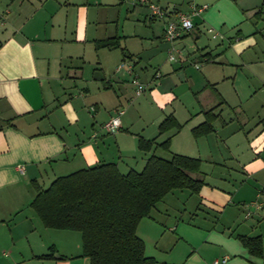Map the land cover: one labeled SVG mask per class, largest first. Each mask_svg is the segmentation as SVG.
Returning <instances> with one entry per match:
<instances>
[{
  "label": "crops",
  "instance_id": "1",
  "mask_svg": "<svg viewBox=\"0 0 264 264\" xmlns=\"http://www.w3.org/2000/svg\"><path fill=\"white\" fill-rule=\"evenodd\" d=\"M148 3L170 13L147 15L150 27L134 31L146 53L140 65L124 36L101 30V0H0V264H91L82 233L46 227L31 203L60 176L110 162L121 171L130 150L146 161L158 150L201 160L200 192L175 189L140 221L147 256L157 264H213L225 256L227 264H264V0L131 5L148 13ZM179 13L194 26L170 43L165 28ZM115 37L118 46L99 45ZM122 61L146 84L142 94L127 66L117 71ZM119 110L120 130L105 131ZM169 115L183 127L161 133ZM137 118L146 123L138 138ZM207 121L211 131L194 135ZM140 138L156 145L171 138L170 150H142ZM242 237H261L262 254Z\"/></svg>",
  "mask_w": 264,
  "mask_h": 264
},
{
  "label": "trees",
  "instance_id": "2",
  "mask_svg": "<svg viewBox=\"0 0 264 264\" xmlns=\"http://www.w3.org/2000/svg\"><path fill=\"white\" fill-rule=\"evenodd\" d=\"M120 38L99 42L113 47ZM183 125L173 116L165 118L160 132L179 131ZM212 129L207 121L194 128V135ZM171 138L156 145L155 139H139V147L170 150ZM201 160L179 153L170 158L152 154L143 169L120 171L116 163H102L55 179L46 189H39L31 206L46 227L82 233V256L91 264H157L145 253V243L137 234L140 221L153 207L175 189L199 193L203 179ZM253 254H262L261 237H242ZM47 257V255L45 256Z\"/></svg>",
  "mask_w": 264,
  "mask_h": 264
},
{
  "label": "rangeland",
  "instance_id": "3",
  "mask_svg": "<svg viewBox=\"0 0 264 264\" xmlns=\"http://www.w3.org/2000/svg\"><path fill=\"white\" fill-rule=\"evenodd\" d=\"M101 1L102 3H105L104 5H102V7H100L102 9H99L100 10L99 13H102V17H103V21L101 22V30H103V32L108 30L109 33H112V34L115 33V31H118L119 35L124 36L122 39V45L126 47L127 52L130 51L134 53L136 55L135 57L137 61L138 59L141 58L142 61L140 59V62H141L140 65H146L145 58H144L146 53H143V48L140 44V37L135 36L134 31H137V33H142L143 31H146L150 27L151 23L149 19L147 18V15L149 16V10L147 13L146 12L147 9H138L137 7L136 10L134 11L131 4L134 3V1L136 2V0L134 1L133 0H120V2L118 0H101ZM263 20H264V15H263ZM72 22H73V19H72ZM90 49L91 47L88 48V54L90 53V56H91L93 53L91 54ZM117 50L121 53L120 48ZM124 62L125 61H122V63ZM130 80H132V77ZM141 97L142 95L140 97H136L135 100L139 101ZM232 101H238V100H235L232 98ZM229 113L232 114L233 117H238V118H242L241 115H243L242 112L233 111V109H230ZM134 114L135 112L131 111L130 116ZM144 119H142V121L139 122L137 118L136 127L133 129V132L135 133L137 138H138V134H136L137 131L142 126H145L146 124ZM105 135L114 137L113 134H109V133H105ZM142 153L144 154L145 152H142ZM129 154H130L129 157L124 158L123 163L125 164V166H122L121 171L124 173H127L131 169L141 171L144 167V164L146 163V158L144 159L138 155L135 157V155H133L134 153L132 150L129 151ZM157 154L164 155L165 153H163V151L161 150H158Z\"/></svg>",
  "mask_w": 264,
  "mask_h": 264
},
{
  "label": "built area",
  "instance_id": "4",
  "mask_svg": "<svg viewBox=\"0 0 264 264\" xmlns=\"http://www.w3.org/2000/svg\"><path fill=\"white\" fill-rule=\"evenodd\" d=\"M142 2H146V0H142ZM149 18L152 20H156L158 18H163L167 16L170 11L164 9L163 7L157 5V4H149ZM194 26V23L190 17V15L185 14V13H179L177 15V18L174 20H170L165 28V37L170 43H174L177 39H179L185 32L190 31ZM209 31L213 33L214 37L218 35L216 30L214 28H210ZM175 47L172 46L169 52V59L174 61L177 60V54L175 53ZM128 67L129 72L132 74V82L136 86V93L137 94H142L147 86L146 84L142 83L138 77L133 74V66L132 65H127V63H122L117 71L123 70L125 67ZM161 76L160 72H157L155 74V78H159ZM124 113V110H119L118 113L114 116H112L108 121H106L103 124V129L109 133H116L120 130L122 126V120L121 116ZM20 171H23L24 167L20 166L19 167ZM228 262V257H222V258H217L214 260L213 264H227Z\"/></svg>",
  "mask_w": 264,
  "mask_h": 264
}]
</instances>
